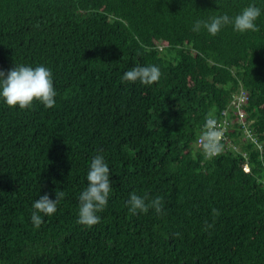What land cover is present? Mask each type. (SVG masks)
Returning <instances> with one entry per match:
<instances>
[{
	"label": "trees",
	"instance_id": "trees-1",
	"mask_svg": "<svg viewBox=\"0 0 264 264\" xmlns=\"http://www.w3.org/2000/svg\"><path fill=\"white\" fill-rule=\"evenodd\" d=\"M250 3L264 9V0H0V70L43 64L57 92L51 108L0 102V264H264V12L255 32L192 31ZM137 64L159 66L160 79L122 82ZM210 112L229 123L221 153L207 158L199 136ZM98 153L112 191L89 228L77 223L78 196ZM56 190L65 193L56 213L34 228V200ZM130 193L161 197L162 211L131 214Z\"/></svg>",
	"mask_w": 264,
	"mask_h": 264
},
{
	"label": "clouds",
	"instance_id": "clouds-1",
	"mask_svg": "<svg viewBox=\"0 0 264 264\" xmlns=\"http://www.w3.org/2000/svg\"><path fill=\"white\" fill-rule=\"evenodd\" d=\"M262 12L264 9L250 3L234 16L223 13L210 16L207 20L197 19L192 25V31L200 32L203 28L210 36H216L221 29L230 25L233 31L241 34L249 31L255 32L258 30L256 22ZM160 76L159 66L137 64L122 74L121 81L130 83L139 81L142 85L151 86L160 79ZM242 94L245 101L239 107L236 106V109L246 115L245 105L248 102V94L241 93L235 97V100ZM56 95L52 71L43 64H38L35 67L14 64V67L6 73L0 70V102L9 107L31 109L34 102H39L45 108H51L55 106ZM216 123L213 113L207 114L203 125L204 130L199 136V142L207 158L215 157L222 151L221 133L217 129ZM230 127L232 128L231 124ZM86 181V187L78 196L77 223L90 228L99 223L101 217L97 213L102 212L107 206L112 191L110 167L102 154L98 153L91 158ZM64 195L63 190H56L55 198H50L49 194L45 193L34 200L30 216L34 228L39 229L44 217H50L56 213L57 205ZM126 204L129 212L133 215L138 212L146 213L149 208H153L156 213L162 211V198L159 196L151 201H146V197L130 193Z\"/></svg>",
	"mask_w": 264,
	"mask_h": 264
},
{
	"label": "built area",
	"instance_id": "built-area-1",
	"mask_svg": "<svg viewBox=\"0 0 264 264\" xmlns=\"http://www.w3.org/2000/svg\"><path fill=\"white\" fill-rule=\"evenodd\" d=\"M245 101V97L242 94L237 100H234L235 106L239 107L243 102ZM227 113V111L225 112V114ZM239 114V119H243L245 114L243 112H238ZM217 121V120H216ZM229 123L228 119H224V121L219 122L217 121L216 123V127L217 129L220 131L221 133V138L224 137L223 135V130L225 128V126ZM249 130V129H248ZM200 143V142H199Z\"/></svg>",
	"mask_w": 264,
	"mask_h": 264
}]
</instances>
